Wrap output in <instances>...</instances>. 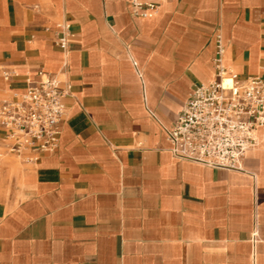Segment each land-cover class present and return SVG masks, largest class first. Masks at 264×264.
Here are the masks:
<instances>
[{
  "label": "crops",
  "instance_id": "0c3cea01",
  "mask_svg": "<svg viewBox=\"0 0 264 264\" xmlns=\"http://www.w3.org/2000/svg\"><path fill=\"white\" fill-rule=\"evenodd\" d=\"M137 1L159 9L0 0V102L40 72L66 89L54 151L0 142V264H264V125L242 171L179 159L165 136L215 78L216 32L225 67L264 75V0Z\"/></svg>",
  "mask_w": 264,
  "mask_h": 264
},
{
  "label": "built area",
  "instance_id": "2783aa9c",
  "mask_svg": "<svg viewBox=\"0 0 264 264\" xmlns=\"http://www.w3.org/2000/svg\"><path fill=\"white\" fill-rule=\"evenodd\" d=\"M133 14L151 17L156 2L129 0ZM56 45L69 48V25H58ZM224 43L215 33L211 58L215 78L195 85L173 125L165 129L170 153L183 160L229 171H242L247 151L258 143L264 125V75L239 77L223 64ZM40 79L12 99L0 102V142L6 151L34 161L54 151L65 114L66 89L56 75Z\"/></svg>",
  "mask_w": 264,
  "mask_h": 264
}]
</instances>
